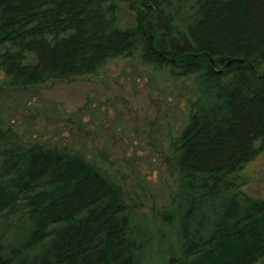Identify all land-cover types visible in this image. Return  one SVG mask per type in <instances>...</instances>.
Masks as SVG:
<instances>
[{"label":"trees","instance_id":"trees-1","mask_svg":"<svg viewBox=\"0 0 264 264\" xmlns=\"http://www.w3.org/2000/svg\"><path fill=\"white\" fill-rule=\"evenodd\" d=\"M0 0V72L15 87L95 74L139 55L200 96L179 137L187 179L181 237L166 264L264 262V200L239 198L264 151V0ZM122 6L134 23L120 24ZM19 214L20 245L0 229V264H146L118 187L79 149L0 147V220ZM35 250V253H32Z\"/></svg>","mask_w":264,"mask_h":264},{"label":"rangeland","instance_id":"rangeland-1","mask_svg":"<svg viewBox=\"0 0 264 264\" xmlns=\"http://www.w3.org/2000/svg\"><path fill=\"white\" fill-rule=\"evenodd\" d=\"M170 2L168 11L187 9L186 0ZM119 16L121 25L134 23L125 6ZM200 93L196 74L176 77L138 54L111 60L95 74L24 87L10 85L0 72V147L81 150L120 189L146 264H166L182 244L176 224L163 221L186 200L178 142ZM241 174L246 183L239 198L264 200V151ZM0 229L11 245L28 235L19 214L1 219Z\"/></svg>","mask_w":264,"mask_h":264}]
</instances>
